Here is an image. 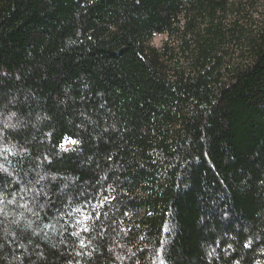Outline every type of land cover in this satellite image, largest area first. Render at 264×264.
Segmentation results:
<instances>
[{"label":"trees","instance_id":"1","mask_svg":"<svg viewBox=\"0 0 264 264\" xmlns=\"http://www.w3.org/2000/svg\"><path fill=\"white\" fill-rule=\"evenodd\" d=\"M0 264H264V0H0Z\"/></svg>","mask_w":264,"mask_h":264},{"label":"rangeland","instance_id":"2","mask_svg":"<svg viewBox=\"0 0 264 264\" xmlns=\"http://www.w3.org/2000/svg\"><path fill=\"white\" fill-rule=\"evenodd\" d=\"M167 39H168L167 35H160V34L156 35L155 38L150 42V46L152 48L161 49L164 46ZM73 146L74 144L69 142V143H64L63 148L65 150H70Z\"/></svg>","mask_w":264,"mask_h":264},{"label":"snow or ice","instance_id":"3","mask_svg":"<svg viewBox=\"0 0 264 264\" xmlns=\"http://www.w3.org/2000/svg\"><path fill=\"white\" fill-rule=\"evenodd\" d=\"M69 142H71V143H73V144L76 143V141H68V140L65 141V143H69ZM61 147H63V145H61ZM84 230H87V229H84Z\"/></svg>","mask_w":264,"mask_h":264}]
</instances>
